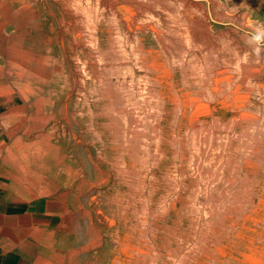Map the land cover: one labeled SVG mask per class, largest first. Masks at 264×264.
Listing matches in <instances>:
<instances>
[{"label":"rangeland","instance_id":"1","mask_svg":"<svg viewBox=\"0 0 264 264\" xmlns=\"http://www.w3.org/2000/svg\"><path fill=\"white\" fill-rule=\"evenodd\" d=\"M256 21L237 0H0V174L57 215L52 264H264Z\"/></svg>","mask_w":264,"mask_h":264},{"label":"crops","instance_id":"2","mask_svg":"<svg viewBox=\"0 0 264 264\" xmlns=\"http://www.w3.org/2000/svg\"><path fill=\"white\" fill-rule=\"evenodd\" d=\"M237 5L264 21V0H237ZM9 178L0 179V264H52L57 215L37 212V203L44 205L42 200L30 194L32 190L19 177Z\"/></svg>","mask_w":264,"mask_h":264},{"label":"clouds","instance_id":"3","mask_svg":"<svg viewBox=\"0 0 264 264\" xmlns=\"http://www.w3.org/2000/svg\"><path fill=\"white\" fill-rule=\"evenodd\" d=\"M247 42L254 47L257 55L264 50V24L259 21L254 23L253 31L249 34Z\"/></svg>","mask_w":264,"mask_h":264}]
</instances>
